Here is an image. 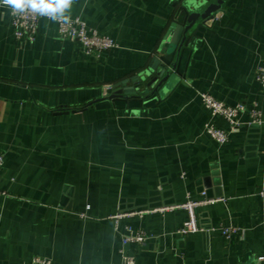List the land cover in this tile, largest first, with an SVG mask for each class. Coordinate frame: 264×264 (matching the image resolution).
I'll return each mask as SVG.
<instances>
[{
	"label": "crops",
	"instance_id": "obj_1",
	"mask_svg": "<svg viewBox=\"0 0 264 264\" xmlns=\"http://www.w3.org/2000/svg\"><path fill=\"white\" fill-rule=\"evenodd\" d=\"M185 1L73 0L65 16L118 44L102 54L46 17L34 44L21 41L0 6V264H122L127 225L148 236L125 247L137 264H264V124L249 115L264 113V0L225 5L199 27L185 83L141 100L107 96L146 70ZM201 92L248 109L223 145L205 129ZM205 191L218 200L196 209L200 232L177 233L183 208L153 211ZM229 227L238 233L225 236Z\"/></svg>",
	"mask_w": 264,
	"mask_h": 264
},
{
	"label": "built area",
	"instance_id": "obj_2",
	"mask_svg": "<svg viewBox=\"0 0 264 264\" xmlns=\"http://www.w3.org/2000/svg\"><path fill=\"white\" fill-rule=\"evenodd\" d=\"M9 11L11 26L14 35L21 41L34 44L39 32V23L43 17L51 18L49 15H42L39 12H33L30 9L24 12L14 13L9 6L0 5ZM54 20V19H53ZM58 24V34L63 39H71L77 41L85 54L98 53L102 54L105 51L116 48L118 44L115 40L107 35L99 33L97 30L90 28L87 23L80 17L54 20ZM256 80L264 90V59L258 64L256 69ZM200 97L203 106L210 112L211 119L206 122L205 129L211 138L218 144H225L229 141L231 131L238 128L240 123V115L248 111L244 103H237L236 105H228L225 102L218 100L208 92H201ZM249 115L253 123L264 124V113L258 109L253 108L249 110ZM216 118L224 120L228 127L224 128L215 122ZM4 165V155L0 152V176L1 169ZM0 194H5L0 190ZM260 196L264 197V189L260 191ZM218 199L210 198L206 192L201 193V198H193L191 195L187 196V200L182 204H176L170 207L156 208L153 211L164 212L166 210H173L176 208H183L188 214L187 220L177 230L180 235L197 233L202 231L198 224L196 209L199 207L213 204ZM90 206H87V211ZM146 211L139 212H124L113 216L116 219V225L120 218L129 217L137 213L142 214ZM81 218L87 217V212L80 213ZM239 229L229 227L223 229V234L227 237L237 234ZM147 234L139 229H135L130 225L125 226V232L122 235V248L120 249L122 264H137V258L134 254L127 252L125 247L128 244H143L147 239ZM263 259V258H262ZM32 264H51L48 258L34 257Z\"/></svg>",
	"mask_w": 264,
	"mask_h": 264
},
{
	"label": "water",
	"instance_id": "obj_3",
	"mask_svg": "<svg viewBox=\"0 0 264 264\" xmlns=\"http://www.w3.org/2000/svg\"><path fill=\"white\" fill-rule=\"evenodd\" d=\"M237 1L186 0L179 8L177 18L171 24L164 42L151 58L146 70L123 82H132V85L123 91L118 90L119 85H116L112 94H107V96L113 100L118 99L126 102L129 98L141 100L152 93L167 92L178 82L185 83L186 74L180 71V67L192 36L216 13L224 11L225 5L234 6Z\"/></svg>",
	"mask_w": 264,
	"mask_h": 264
},
{
	"label": "clouds",
	"instance_id": "obj_4",
	"mask_svg": "<svg viewBox=\"0 0 264 264\" xmlns=\"http://www.w3.org/2000/svg\"><path fill=\"white\" fill-rule=\"evenodd\" d=\"M72 3L73 0H0V5L9 6L14 13L30 9L42 15H49L54 20L65 21L68 17L64 15V12Z\"/></svg>",
	"mask_w": 264,
	"mask_h": 264
}]
</instances>
